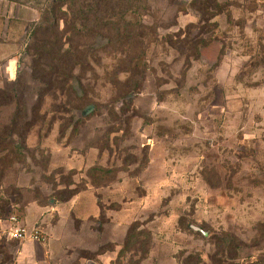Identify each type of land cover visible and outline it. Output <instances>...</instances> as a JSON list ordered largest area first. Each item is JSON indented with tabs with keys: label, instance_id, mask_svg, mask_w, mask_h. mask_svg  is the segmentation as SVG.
Returning a JSON list of instances; mask_svg holds the SVG:
<instances>
[{
	"label": "rangeland",
	"instance_id": "obj_1",
	"mask_svg": "<svg viewBox=\"0 0 264 264\" xmlns=\"http://www.w3.org/2000/svg\"><path fill=\"white\" fill-rule=\"evenodd\" d=\"M44 1L0 0V136L28 140L3 180L39 181L80 264H264V0H141L140 90L97 69L71 127L26 54Z\"/></svg>",
	"mask_w": 264,
	"mask_h": 264
},
{
	"label": "trees",
	"instance_id": "obj_2",
	"mask_svg": "<svg viewBox=\"0 0 264 264\" xmlns=\"http://www.w3.org/2000/svg\"><path fill=\"white\" fill-rule=\"evenodd\" d=\"M140 1H44L40 8V18L33 26L34 32L26 54L30 57V68L33 76H36L42 85L40 88L41 99L48 96L56 101L59 99L58 108H54V110L63 111L69 115V119L65 120L66 127L78 125V122H74L73 116H70V111L78 107L82 100V94L87 95L89 91L93 90L86 85L90 84L91 80L97 81L95 78L98 74L97 69H102L105 73V84L108 83L107 85L115 90L117 96L140 90L137 76L143 71L142 64L145 56V48L140 45V37L144 33L136 30L140 25L138 24L139 21L135 20L140 9ZM218 7L219 4L215 2L213 8ZM199 10L202 11L203 16L207 13L203 5L199 7ZM76 38L92 41L88 44H81L76 42ZM105 40L107 41L106 44H98V41L104 42ZM112 40L122 41L118 43L119 46L113 47ZM203 42L202 39L198 40L195 44V50L200 51L204 45ZM101 54H107L113 60L117 55L121 57L116 59L111 67L108 66L103 69ZM123 54L130 58L128 62L122 59ZM89 71L94 74V77L85 83V74ZM125 73L130 74L131 78L129 77L128 80L124 81L120 75ZM20 78L19 75L14 83L16 84ZM22 110L25 114L28 111L27 108L20 107V111ZM32 112L38 115L35 105H33ZM18 136L15 127L9 130L6 137L0 136V182L7 171L6 168L14 162V158L25 157L23 149L28 146L27 136L24 138L25 144L17 139ZM25 171L32 174L39 172L40 181L56 184L54 176L51 173L47 174L44 169L39 171L29 167ZM34 181L32 184L37 185L39 183V181ZM14 194H17V189L13 187L5 189L6 198L0 202L4 211L11 202V195ZM43 194L41 188L37 186L35 197L41 202L48 197V195ZM247 264H259V261L251 260Z\"/></svg>",
	"mask_w": 264,
	"mask_h": 264
},
{
	"label": "crops",
	"instance_id": "obj_3",
	"mask_svg": "<svg viewBox=\"0 0 264 264\" xmlns=\"http://www.w3.org/2000/svg\"><path fill=\"white\" fill-rule=\"evenodd\" d=\"M37 186L41 188L38 183L14 185L3 179L0 182V202L6 198V188L17 189V194L11 195V202L6 211L0 204V264H80L86 256L73 257L70 238L61 233L63 227L59 222H55L56 219L51 218L53 214L46 208L51 207V203H45V199L41 202L35 197ZM53 211L57 210L53 208ZM12 214L18 215L30 229L38 227L46 235V242L31 239L19 241L11 238L12 224L9 217ZM86 264L93 262L87 261Z\"/></svg>",
	"mask_w": 264,
	"mask_h": 264
},
{
	"label": "built area",
	"instance_id": "obj_4",
	"mask_svg": "<svg viewBox=\"0 0 264 264\" xmlns=\"http://www.w3.org/2000/svg\"><path fill=\"white\" fill-rule=\"evenodd\" d=\"M9 220L12 224L11 238L19 241L31 239L37 242H46V236L38 227L30 229L18 215H10Z\"/></svg>",
	"mask_w": 264,
	"mask_h": 264
},
{
	"label": "water",
	"instance_id": "obj_5",
	"mask_svg": "<svg viewBox=\"0 0 264 264\" xmlns=\"http://www.w3.org/2000/svg\"><path fill=\"white\" fill-rule=\"evenodd\" d=\"M92 107H93V106H90L89 108H92ZM89 108H88V109H89Z\"/></svg>",
	"mask_w": 264,
	"mask_h": 264
}]
</instances>
